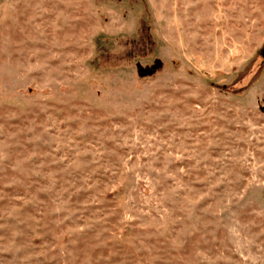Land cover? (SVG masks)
I'll use <instances>...</instances> for the list:
<instances>
[{
	"label": "rangeland",
	"instance_id": "rangeland-1",
	"mask_svg": "<svg viewBox=\"0 0 264 264\" xmlns=\"http://www.w3.org/2000/svg\"><path fill=\"white\" fill-rule=\"evenodd\" d=\"M0 264H264V0H0Z\"/></svg>",
	"mask_w": 264,
	"mask_h": 264
}]
</instances>
